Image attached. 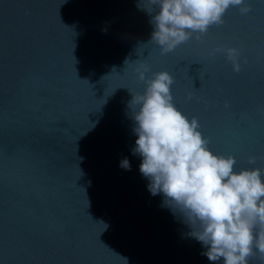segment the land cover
I'll return each mask as SVG.
<instances>
[{
	"label": "water",
	"instance_id": "1",
	"mask_svg": "<svg viewBox=\"0 0 264 264\" xmlns=\"http://www.w3.org/2000/svg\"><path fill=\"white\" fill-rule=\"evenodd\" d=\"M246 2L162 55L149 0H0V264H214L149 192L129 102L138 69L167 71L209 148L264 169V0ZM218 46L240 49L239 72Z\"/></svg>",
	"mask_w": 264,
	"mask_h": 264
},
{
	"label": "clouds",
	"instance_id": "2",
	"mask_svg": "<svg viewBox=\"0 0 264 264\" xmlns=\"http://www.w3.org/2000/svg\"><path fill=\"white\" fill-rule=\"evenodd\" d=\"M152 15L151 41L166 55L178 46L202 40L210 27L220 26L230 8L242 15L252 11L246 0H149ZM223 54L233 71L241 70L240 49L218 46L211 55ZM127 62V61H126ZM144 81L143 93L132 94L129 105L138 137L132 149L141 157L139 170L149 180L153 195L163 194L164 204L180 213L192 229L190 235L202 243V255L214 264H249L259 253L264 261V169H235L234 156L218 155L200 131L197 117L189 118L175 105L172 86L175 78L167 71L146 73L138 69ZM191 99V96L188 97ZM227 107V105H226ZM256 158L250 157L249 164ZM120 167L131 170L123 158Z\"/></svg>",
	"mask_w": 264,
	"mask_h": 264
}]
</instances>
